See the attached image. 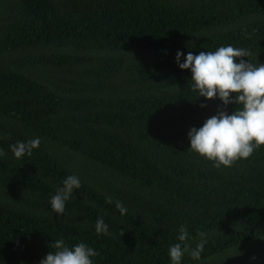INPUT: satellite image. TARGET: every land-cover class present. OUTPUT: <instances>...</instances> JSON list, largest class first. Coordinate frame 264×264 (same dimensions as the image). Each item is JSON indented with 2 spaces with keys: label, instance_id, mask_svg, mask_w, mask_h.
<instances>
[{
  "label": "trees",
  "instance_id": "obj_1",
  "mask_svg": "<svg viewBox=\"0 0 264 264\" xmlns=\"http://www.w3.org/2000/svg\"><path fill=\"white\" fill-rule=\"evenodd\" d=\"M227 45L264 64V0H0V264H40L60 239L93 264H171L182 225L208 243L181 264H264V146L220 169L189 150L222 104L198 99L176 53Z\"/></svg>",
  "mask_w": 264,
  "mask_h": 264
},
{
  "label": "clouds",
  "instance_id": "obj_2",
  "mask_svg": "<svg viewBox=\"0 0 264 264\" xmlns=\"http://www.w3.org/2000/svg\"><path fill=\"white\" fill-rule=\"evenodd\" d=\"M183 55L180 51L176 53V63L182 71L190 70V90L198 94V99H219L222 104L217 114L208 118L202 127L190 129L189 150L211 162L217 169L221 166L230 168L240 160H248L264 146V64L246 61L244 58L249 57L251 52L232 45L219 47L215 51H200L198 55L189 51L181 63ZM229 105L237 106L231 114L227 111ZM200 106L206 107L204 104ZM40 144L41 139L35 138L27 142L18 141L10 148L14 157L20 160L26 155L31 156ZM5 155L0 149V157ZM80 187L77 176L70 175L64 179L63 186L50 199L56 216L64 215L66 202L73 198L74 190ZM108 202H112L111 197ZM115 206L121 215L127 213L122 202L116 201ZM95 230L98 235H109L108 226L102 218L97 219ZM206 235L199 233V243L195 248H190L185 243L189 239L187 228L182 225L177 237L181 243L172 245L168 250L171 264H181L185 254L199 260L208 243ZM50 246L52 250L40 264H93L91 258L99 255L85 243L70 248L60 239Z\"/></svg>",
  "mask_w": 264,
  "mask_h": 264
}]
</instances>
